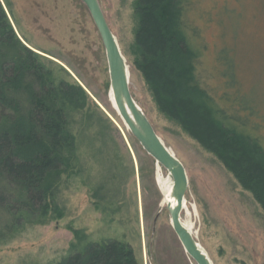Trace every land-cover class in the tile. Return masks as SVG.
<instances>
[{"label":"rangeland","instance_id":"obj_1","mask_svg":"<svg viewBox=\"0 0 264 264\" xmlns=\"http://www.w3.org/2000/svg\"><path fill=\"white\" fill-rule=\"evenodd\" d=\"M98 1L126 61L134 100L186 168L181 222L213 264H264L261 203L177 120L160 111L138 68L136 0ZM190 1L189 20L205 50L196 73L200 84L225 108L229 104L219 101L224 91L247 94L260 115L253 122L262 124L254 135L264 146V0ZM0 3L16 37L34 48L56 85L74 140L52 205L37 219L20 214L0 237V264H59L78 250L87 261L96 244L111 239L129 244L138 264H195L165 208L168 171L144 151L112 106L105 49L84 3ZM224 48L233 65L232 88L218 62Z\"/></svg>","mask_w":264,"mask_h":264},{"label":"trees","instance_id":"obj_2","mask_svg":"<svg viewBox=\"0 0 264 264\" xmlns=\"http://www.w3.org/2000/svg\"><path fill=\"white\" fill-rule=\"evenodd\" d=\"M191 4L136 0L138 68L160 111L212 152L264 208V146L254 135L262 124L252 119L260 116L257 105L247 94L224 91L219 101L229 108L221 107L200 84L196 73L205 50L189 20ZM29 48L16 37L0 3V237L20 214L37 219L47 213L74 154L57 87ZM218 62L232 88L225 48ZM83 253L73 251L59 264H138L132 247L115 239L96 244L87 261Z\"/></svg>","mask_w":264,"mask_h":264},{"label":"water","instance_id":"obj_3","mask_svg":"<svg viewBox=\"0 0 264 264\" xmlns=\"http://www.w3.org/2000/svg\"><path fill=\"white\" fill-rule=\"evenodd\" d=\"M100 35L105 49L110 89L116 112L130 134L157 164L166 169L172 180L170 196L174 203H166L170 224L186 254L195 264H213L207 253L199 245L191 231L183 225L180 214L185 203L188 189V175L181 160L170 150L156 133L145 112L134 100L130 87L126 61L113 35L98 0H81ZM158 215L154 219V227Z\"/></svg>","mask_w":264,"mask_h":264},{"label":"bare ground","instance_id":"obj_4","mask_svg":"<svg viewBox=\"0 0 264 264\" xmlns=\"http://www.w3.org/2000/svg\"><path fill=\"white\" fill-rule=\"evenodd\" d=\"M109 97H110V101H111V103H112V106H113V108L116 110V107H115V105H114V102H113V98H112V93H111V89H110V91H109ZM157 166H159V164H157ZM160 167V166H159ZM171 187H172V180L171 179H168V184H167V186L164 188V190H165V195H164V198H165V201H167V202H171V203H174V200L172 199V197L170 196V190H171ZM183 225H185L188 229H189V231H191V229L186 225V224H184L183 223Z\"/></svg>","mask_w":264,"mask_h":264}]
</instances>
